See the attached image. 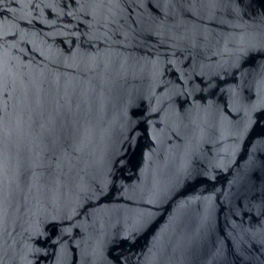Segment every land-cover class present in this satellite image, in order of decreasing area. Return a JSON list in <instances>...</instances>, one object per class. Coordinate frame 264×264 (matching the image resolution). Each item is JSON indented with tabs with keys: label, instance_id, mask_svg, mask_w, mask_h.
<instances>
[{
	"label": "water",
	"instance_id": "95a60500",
	"mask_svg": "<svg viewBox=\"0 0 264 264\" xmlns=\"http://www.w3.org/2000/svg\"><path fill=\"white\" fill-rule=\"evenodd\" d=\"M0 264H264V0H0Z\"/></svg>",
	"mask_w": 264,
	"mask_h": 264
}]
</instances>
